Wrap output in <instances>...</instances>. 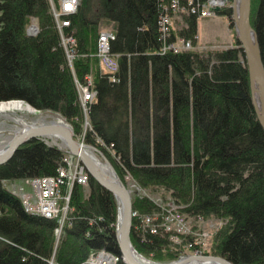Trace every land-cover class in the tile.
I'll use <instances>...</instances> for the list:
<instances>
[{
    "label": "trees",
    "instance_id": "trees-1",
    "mask_svg": "<svg viewBox=\"0 0 264 264\" xmlns=\"http://www.w3.org/2000/svg\"><path fill=\"white\" fill-rule=\"evenodd\" d=\"M159 13V0H78L73 12L62 15L68 20L62 33L76 40L69 66L48 0H0V102L19 99L60 114L75 137L86 116L82 141L97 147L125 184L128 176L141 189H162L186 217L225 221L203 253L234 264H264V131L242 48L234 36L229 47L162 54ZM216 14L233 28L231 6ZM33 18L38 31L30 35ZM181 19L172 39L195 47L198 17L184 13ZM250 24L264 65V0H251ZM103 25L114 33L109 47L118 62L115 81L95 56ZM88 74L96 95L84 115L76 83ZM67 157V151L31 139L0 164V264H80L98 250L120 256L116 200L89 175L86 193L78 184L70 188L58 241L60 217L27 213L5 187L54 176ZM132 204L139 216L166 209L140 195ZM139 216L130 232L137 253L156 262L179 258L169 234L150 233Z\"/></svg>",
    "mask_w": 264,
    "mask_h": 264
},
{
    "label": "water",
    "instance_id": "water-1",
    "mask_svg": "<svg viewBox=\"0 0 264 264\" xmlns=\"http://www.w3.org/2000/svg\"><path fill=\"white\" fill-rule=\"evenodd\" d=\"M250 4L251 0H233L232 20L236 41L243 49L247 64L255 112L264 130V66L257 33L250 24ZM53 114H56L55 121L20 125L0 149V164L10 159L18 146L31 139L48 136L57 137L68 153L79 159L87 174L115 197L118 205L115 238L121 261L124 264H234L223 256L206 254H186L170 262L152 263L137 253L130 238L133 206L129 188L100 150L74 139L68 123L57 113ZM88 150L97 152L102 157L104 165H101Z\"/></svg>",
    "mask_w": 264,
    "mask_h": 264
},
{
    "label": "rangeland",
    "instance_id": "rangeland-1",
    "mask_svg": "<svg viewBox=\"0 0 264 264\" xmlns=\"http://www.w3.org/2000/svg\"><path fill=\"white\" fill-rule=\"evenodd\" d=\"M232 1L226 0L225 4H223V6H219V5L212 6V9H211L212 13L211 14H209L206 17H198V30H197V37H196L197 44H196L195 47H193L192 44H191V48L190 49H196L198 51H205L206 49L225 48V47H229V46H231L233 44V37L235 36L234 28H230L229 27L228 20L226 18H224L223 16L219 17L216 14L217 10H220V9H222V8L228 6V5L232 7ZM54 2L56 3V0H51L52 5H53ZM48 3H49L50 12L52 11L51 13H53V10H54V14H52V15H56L57 16L58 12H59V5L57 6V4H54L53 7H51L50 0H48ZM30 21H31V24H37L35 18L30 19ZM172 22H173L172 27H174L175 29H178L182 25L181 16L179 14L176 15L173 18ZM56 24H58L57 21H56ZM56 24H55V26H56ZM109 26L110 25H103L102 27L105 28L104 30H108L110 28ZM59 38H60V42H61L60 34H59ZM199 39H200V41H199ZM186 41H189L191 43L190 40H186ZM179 43L180 42L178 41V44ZM64 51H65V49H64ZM159 52H160V49H159ZM65 58H66L67 63L70 66L72 58L68 57L66 55V52H65ZM101 68L104 70L103 67H101ZM86 78H88L87 81L91 82V75L90 74H88L86 76ZM23 103H25L27 105L26 102H23ZM41 113L44 114V113H52V112L51 111H41ZM58 115H60V114H58ZM22 116L24 118V122L27 123V124L28 123H40V122L45 123L48 120V119L38 120L33 115L32 116L31 115L27 116V115H23L22 114ZM63 120L66 123H68L64 118H63ZM17 125L18 124L15 123L14 120H12L6 114H0V149L11 138V136L14 133V128ZM68 125H70V124L68 123ZM87 126H88V121H87V118L85 116V119H84V121L82 123V130L84 131ZM83 131H82V133H81V135L79 137H75L77 140H79L82 143H84L82 141ZM41 140H43L44 142H46L48 144L55 145L58 148H61V149L66 151V149L60 144L59 141L52 142L48 138H44V139H41ZM84 144H86V143H84ZM90 146H92V145H90ZM90 152H92L94 154L95 158L99 162L103 163L102 157L99 154H97V152L95 153V151H92V150H90ZM66 160L69 163V165H68L69 168L68 169L70 171V166L74 165V163L77 160H76V158L71 157V156L67 157ZM64 162H65V160H64ZM65 164H66V162H65ZM30 179L5 182V187L9 191H13L12 189L16 188V190H17L19 195L27 194V197L29 199H33L34 192L32 191V187H31L30 182H29ZM125 180H126V186L131 191L132 200H133V196H135V195L146 196V197L150 198L151 200H153V202L159 207H165L166 209H170L169 206H171V205L175 206L176 209L181 214V209H180L181 207H179V205H177V204L175 205V202L171 199V197L169 195H165L162 189H157L156 191H152L150 189H141L136 183H134V181L130 177H128V176L125 177ZM82 187L84 189V192L86 193L87 192V186L85 185V186H82ZM70 188H71V185L69 183V184H67V189H68L67 191H70ZM65 205H66V201H65ZM65 205H63V206H65ZM68 210L69 209L67 208V212H68ZM165 210L162 211V212H160V211L154 212V214H151L153 216V217L151 216V218H153V219L154 218H158L159 219L158 221H160L161 219H163V216H164L163 214H166ZM67 212H66V214H67ZM133 212L136 214V216H134V217H138L139 216L136 211H133ZM59 217H60V220H61V215ZM65 217H66V215H65ZM147 217H150V215L142 214V215L139 216L138 219H139V222H140V226L143 225V219H145ZM199 219H201V218H199ZM199 219L195 220L192 217H187V221H186L187 222V227H186V229H182V230L186 231V233H184V234L177 233L175 231V229H174L176 227H172V226H171L172 232H169V233L167 232L169 234V236H170L169 240H170L171 248L174 249V250H178L179 251V253H180L179 257L182 256V255H186V254H205V253L202 252V250H209L210 249V246L212 244V238H213L214 234L225 223V221H223L222 219H214V218L213 219L210 218L208 220H203V219L199 220ZM151 221H153V220L151 219ZM153 222L157 226L158 232L160 230L165 231L164 229H165L166 226H162V224L159 223V222H155V221H153ZM62 223L63 222L60 221V225ZM169 225L170 224H168V226ZM182 230L180 232H182ZM60 233H61V230H60ZM60 233L56 234L54 232L56 241H58ZM174 234H176V235H174ZM173 235L178 237L179 242H175V240H172V238H174ZM189 242H195L196 245L193 246L192 248H189ZM192 250H193V252H192ZM140 255L143 256L142 254H140ZM210 255H212V253H210ZM214 255H216V254H214ZM144 258L146 260H148L149 262H152V263L156 262V261H154L151 258H147L145 256H144ZM85 260H83V261H85ZM157 263H165V262H157ZM116 264H117V262H116Z\"/></svg>",
    "mask_w": 264,
    "mask_h": 264
},
{
    "label": "bare ground",
    "instance_id": "bare-ground-1",
    "mask_svg": "<svg viewBox=\"0 0 264 264\" xmlns=\"http://www.w3.org/2000/svg\"><path fill=\"white\" fill-rule=\"evenodd\" d=\"M187 2V5H184L183 3L180 5V10H177V11H173L172 8L169 9L168 11V7H167V4H166V1L165 0H159V5H160V13H159V19L160 17L162 16L163 19H166L168 22H169V27H170V31L168 33H164L162 32L160 29L159 30V33H160V40L162 42V45H161V48H160V53L164 54L168 51H172L174 53H177L179 51H183V50H189L191 48V43L189 41H186L184 39H180V38H177V39H172V33H171V30H172V24H173V18L178 15V12L179 15L181 16L182 14L186 13V14H194V15H197V17H206L208 16L207 14H204L202 15L201 14V10L203 8V2L200 1V0H185ZM191 2V4H190ZM192 7H195V9H192ZM76 9V8H75ZM74 9V10H75ZM212 11V10H211ZM218 11V10H217ZM250 11H251V4H250ZM52 12V11H51ZM73 12V11H72ZM71 13V12H70ZM53 14V13H52ZM54 17V20L57 19V16L56 15H52ZM61 19H65L67 21V24L68 25V20L65 18V17H61ZM56 22V21H55ZM66 25H61V24H56V27L58 29V32L60 34V37H61V41H62V46L63 48H66L68 49L71 53H73V56H72V59L74 58V56L76 55V52H75V49H76V40L73 36L71 35H65L62 33V26H66ZM30 31H33L30 32ZM38 31V26L37 24H29V26L27 27V34H30V35H33V34H36ZM108 32H111L110 29L108 30H102L100 33H99V36L98 38L100 37L101 34L103 35H106V33ZM112 35H113V38H114V33L111 32ZM236 38V37H235ZM258 38V37H257ZM111 40V39H110ZM178 41L180 42L178 44ZM239 43V42H238ZM240 45V44H239ZM181 46H188L187 49H184V48H180ZM260 46V45H259ZM241 47V45H240ZM242 48V47H241ZM98 50H99V45H98V39H97V45H96V53H95V56L97 57L98 61H99V64L101 67H104L103 66V62H102V59L101 57L99 56L98 54ZM243 51V49H242ZM261 51V49H260ZM100 54L103 55V56H107L108 54L110 55V57H112L114 60H116L117 62V57L112 55L110 53V47L108 45V48H104V49H101L100 50ZM69 54H67L68 56ZM69 57V56H68ZM76 58V57H75ZM262 58V56H261ZM263 63V61H262ZM247 65V64H246ZM264 66V65H263ZM105 71V70H104ZM118 71V62H117V69H115L114 71H105V72H108L110 74V77L112 79V81H115L116 80V77H115V73ZM247 71H248V68H247ZM248 76H249V72H248ZM88 78H84V82L82 83H77V90H78V95H79V101H80V105H81V108L83 110V113L85 114V111H86V108H87V104L92 100L94 99L95 95H96V92L94 91V89H92V86H91V82H87ZM249 85H250V79H249ZM250 93H251V88H250ZM89 95L90 98L89 99H85L84 96H87ZM84 98V99H83ZM252 98V96H251ZM0 114H6L7 116H9L12 120H14L15 123H17L18 125L14 128V132L20 127V125H24V124H27L24 122V118L22 116L23 115H33L35 116L38 120H44V119H48L47 121H52V120H56V114H53V113H41V111L33 108L32 106H30L29 104H25L23 102H20L18 100H13V101H6V102H0ZM4 116V115H3ZM259 121V120H258ZM260 123V122H259ZM29 124V123H28ZM70 126V125H69ZM71 127V126H70ZM72 129V128H71ZM263 129V128H262ZM264 131V130H263ZM72 132H73V129H72ZM44 138H48L49 140H51L52 142H55V141H59L60 144L64 147L63 143L60 141L59 138L57 137H54V136H48V137H40V138H34V139H44ZM73 138H75V135H74V132H73ZM77 140V139H76ZM79 141V140H78ZM80 142V141H79ZM19 147V146H18ZM17 147V148H18ZM16 148V149H17ZM65 148V147H64ZM97 148V147H95ZM66 149V148H65ZM98 149V148H97ZM99 150V149H98ZM16 151V150H15ZM14 151V152H15ZM67 151V149H66ZM89 151V150H88ZM90 152V151H89ZM68 153V151H67ZM96 153V152H95ZM69 154V153H68ZM90 154L92 156H94V154L92 152H90ZM98 154V153H97ZM71 157H74L76 158V162L74 164H77L78 166L80 167H73V165L70 166V171L71 173L73 174L74 172L76 173L77 172V169L80 168V174L81 175H84V181L83 182H77V181H71L70 178L68 177L69 176V163L68 161L65 159V162H66V165H63V166H60L58 169H57V172H56V175L54 176H44V177H37V178H31L29 180V182L33 179H40L42 180L41 178L43 179H48V180H55V178L59 179V181L62 180V182L59 184V182L57 183V186H58V195L59 197L57 198L56 197V210L50 214V215H46L42 212H39V211H36L35 210H28V203L24 200L25 198H27L30 202H33L35 200V194L36 196L38 197V192L36 190V188L32 185V191L34 192V197L33 199H29L27 197V194H24V195H19L16 188H13L12 190L13 191H10L13 195L17 196L20 200H21V203L25 209V211L27 213H31V214H37V215H40V216H43L45 218H58L60 215H61V220L60 221H64V219L66 218L65 215H66V212H67V208H68V198H69V193L70 191H67V192H63V185L64 183L66 182V184H69L72 186L73 184H78V185H81V186H85L87 185V177L89 174H87L84 166L82 165V163L79 161V159L76 157V156H73L71 154H69ZM95 157V156H94ZM97 160V159H96ZM101 163V162H100ZM101 165H104V161L103 163H101ZM73 167V169H72ZM72 169V170H71ZM61 170H64V172H61ZM94 179V178H92ZM36 192H35V191ZM131 193V191H130ZM115 198V197H114ZM131 198H132V195H131ZM116 200V199H115ZM65 201H66V205H65ZM117 203V202H116ZM65 205V206H63ZM176 205V204H175ZM62 206V207H61ZM133 206V204H132ZM178 207V206H177ZM170 209H166L165 212L166 214H163V219H161L160 221H158L159 219L158 218H151L152 215H150V217H147L145 219H143V225H141L142 228L144 229H147L150 233L152 234H157L158 233V228L157 226L154 224L153 221L155 222H159L162 224V226H166L165 227V231L166 233L168 232H172V227H176L175 224H177L179 227H183L185 225V228L187 227V217L181 212H180L176 209L175 206L171 205L169 206ZM171 211H174L172 214H168V212H171ZM117 212H118V205H117ZM171 215H179L182 217V219H177L176 217L172 216L170 217ZM136 216V214L134 212H132V220H133V217ZM153 217V216H152ZM151 219L153 221H151ZM201 220V219H199ZM63 224V223H62ZM62 224L59 225L60 227L58 229H55V233L56 234H59L60 233V230L62 228ZM168 224H170L168 226ZM132 227V226H131ZM175 231L177 233H180V234H184L186 233L185 230H182V232H180L181 230H178L177 227L174 228ZM176 235V234H174ZM173 235V236H174ZM172 240H175V242H179L178 240V237L177 236H174V238H172ZM195 242H189V248H192L193 246H195ZM97 251H93L91 252L90 254L92 253H95ZM89 254V255H90ZM118 257V261L121 260V257L116 255ZM117 261V262H118ZM123 263V261H121ZM124 264V263H123Z\"/></svg>",
    "mask_w": 264,
    "mask_h": 264
},
{
    "label": "built area",
    "instance_id": "built-area-1",
    "mask_svg": "<svg viewBox=\"0 0 264 264\" xmlns=\"http://www.w3.org/2000/svg\"><path fill=\"white\" fill-rule=\"evenodd\" d=\"M165 1L168 7V11L170 8H172L173 11L180 10L179 7L181 5V0H165ZM225 2L226 0H207L205 3H203L201 14L209 15L212 13L211 12L212 6H215V5L223 6ZM77 3H78V0H56V3L55 2L53 3V5L54 4H57V6L59 5V12H58L57 19H56L58 24H61V25L67 24V21L65 19H61V17L64 14L74 11V9L77 6ZM50 4H51V7H53L51 0H50ZM192 9H195V7H192ZM53 14H54V10H53ZM158 24H159V29L162 32L168 33L170 31L169 22L166 19H163L162 16L160 17ZM30 32L33 33V31H30ZM110 39H113V35L111 32L106 33V35L101 34L100 37L98 38V45H99L98 54L102 59L104 70L108 72L114 71L115 69H117V62L112 57H110L109 54L107 56L101 55L100 50L104 48H108ZM180 48L187 49L188 46H181ZM64 49H65L66 55L69 54L68 56L72 58L73 53H71L66 48ZM84 97H85V99L83 98L84 100L90 98L89 95L84 96ZM75 166L80 167L77 164L73 165V167ZM80 168L77 169L76 173L74 172L72 174L71 171L69 172L70 174L68 177L70 178L71 181H77V182L84 181L85 177L84 175L80 174ZM61 172H64V170H61L60 173ZM41 179L42 180L33 179L30 181V184H32L36 188L38 192V197L35 194V200L33 202H30L27 198H25L24 200L28 203V208H27L28 210L36 209V211L42 212L46 215H50L56 210V202H55L56 200L55 199L56 197L57 198L59 197L58 186L62 182V180L59 181V179L57 178H55V180H48V179H43V178ZM58 182L59 184L57 186ZM173 212L174 211L168 212V214H172ZM172 216L174 215H171L170 217ZM174 217H176L177 219H182V217L179 215H175ZM175 225L178 230H182L185 228V225L183 227H179L177 224ZM117 261H118V257L115 254L110 253L105 250H98L97 252L88 255L86 260L83 261L81 264H116Z\"/></svg>",
    "mask_w": 264,
    "mask_h": 264
},
{
    "label": "crops",
    "instance_id": "crops-1",
    "mask_svg": "<svg viewBox=\"0 0 264 264\" xmlns=\"http://www.w3.org/2000/svg\"><path fill=\"white\" fill-rule=\"evenodd\" d=\"M218 16H219V15H218ZM219 17H222V16H219ZM199 41H200V39H199ZM199 41H198V42H199ZM199 48H200V47H199Z\"/></svg>",
    "mask_w": 264,
    "mask_h": 264
}]
</instances>
